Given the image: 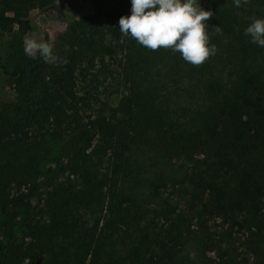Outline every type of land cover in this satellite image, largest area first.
<instances>
[{
  "label": "trees",
  "instance_id": "16d2710c",
  "mask_svg": "<svg viewBox=\"0 0 264 264\" xmlns=\"http://www.w3.org/2000/svg\"><path fill=\"white\" fill-rule=\"evenodd\" d=\"M90 1L94 11L60 34L63 62L45 63L24 52L31 12L63 15L65 5L0 0V81L13 89L11 98L0 90V148L48 138L75 151L93 145L97 160L109 164L95 190L88 180L77 189L51 182L42 190L22 169L0 174V264H178L190 241L201 264H264V47L244 35L245 17L264 18V0L241 7L200 0L213 12L211 42L222 34L227 58L199 126L177 150L192 163L190 189L164 229L144 218L125 161L137 130L134 88L151 58L119 31L131 0ZM102 76L116 82L102 85Z\"/></svg>",
  "mask_w": 264,
  "mask_h": 264
},
{
  "label": "rangeland",
  "instance_id": "374dc122",
  "mask_svg": "<svg viewBox=\"0 0 264 264\" xmlns=\"http://www.w3.org/2000/svg\"><path fill=\"white\" fill-rule=\"evenodd\" d=\"M58 3L65 5V14H43L33 10L30 16L34 29L25 35L37 41L54 43L55 63L64 60L60 34L67 24L80 15L94 11L90 0H58ZM202 7L205 10L210 8L207 4ZM245 18L247 27L251 20ZM221 35L215 43L216 54L199 67L185 62L178 52L163 48L151 51L142 47V51L151 58L145 67L150 72L138 80L134 88L140 100L133 115L137 130L134 147L125 161L130 170L129 178L134 180V192L140 195L144 218L152 219L151 224L157 228L164 229L184 208L188 197L190 187L186 178L191 174L192 163L189 158L177 155V150L185 137L199 126L206 110L207 92L216 86L218 78H223L219 70L227 53ZM234 41L232 38V43ZM29 58L42 59L39 56ZM103 78L100 80L102 85L109 86L116 82ZM98 87L100 97H106L108 90L106 92L101 84ZM0 90L13 97V89L8 81H0ZM118 99L119 95H113L111 101L116 104ZM142 102L147 105H142ZM66 146L61 141L44 138L31 145L0 148V174L11 177V172L22 169L39 183L42 190L51 182L77 189L86 180L91 181L90 188L95 190L100 176H106L109 164L105 159L97 160L93 145L85 147L84 151H75L77 146ZM85 165L89 167L88 172ZM192 252L196 253L195 259L190 257ZM178 264H201L195 241H190L182 250Z\"/></svg>",
  "mask_w": 264,
  "mask_h": 264
},
{
  "label": "clouds",
  "instance_id": "9594fccd",
  "mask_svg": "<svg viewBox=\"0 0 264 264\" xmlns=\"http://www.w3.org/2000/svg\"><path fill=\"white\" fill-rule=\"evenodd\" d=\"M242 3L249 0H234L236 7ZM212 16L213 12L205 10L200 0H131V14L119 18V31L148 50L178 52L185 62L199 67L217 52L208 31L207 21ZM250 20L244 35L264 47V18L253 16ZM213 27L216 34L222 32L219 26ZM23 44L29 57L55 62L54 43L25 37ZM190 257L195 259L196 253L192 252Z\"/></svg>",
  "mask_w": 264,
  "mask_h": 264
}]
</instances>
